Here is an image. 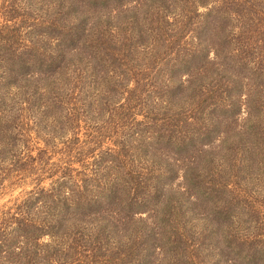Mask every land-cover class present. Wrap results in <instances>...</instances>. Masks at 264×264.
Here are the masks:
<instances>
[{"label": "trees", "instance_id": "16d2710c", "mask_svg": "<svg viewBox=\"0 0 264 264\" xmlns=\"http://www.w3.org/2000/svg\"><path fill=\"white\" fill-rule=\"evenodd\" d=\"M9 186L0 264H264V0H0Z\"/></svg>", "mask_w": 264, "mask_h": 264}, {"label": "rangeland", "instance_id": "374dc122", "mask_svg": "<svg viewBox=\"0 0 264 264\" xmlns=\"http://www.w3.org/2000/svg\"><path fill=\"white\" fill-rule=\"evenodd\" d=\"M62 120V119H60ZM55 121V117H44L40 112L35 111V109H33L32 111H30L28 113V115H26V117L24 118V120L22 121L24 124L26 123L25 127L28 130V134H30L31 140H32V145L34 146H38L40 145L47 137V135H45V133H47V131L52 130V129H57V125L56 123H54ZM59 131V130H56ZM65 136V134H64ZM36 142V143H35ZM54 142V141H53ZM60 142V140L56 139L54 142V145L58 144ZM55 156H53L54 158ZM29 187L28 186H24V187H20V186H9L7 188H5L4 190H2V193L0 194V206L4 203H7L8 200L20 195L23 192V189L27 190ZM142 216H144L145 219L146 216L145 214H143ZM149 226V221L146 220L145 222H143V226L142 229H145ZM137 227V226H136ZM139 231H141V229H137ZM209 239L211 240H215V236L210 237ZM157 242V241H155ZM147 245L150 244L149 242L146 243ZM109 246L110 247H117L120 246L117 237L114 235V238L109 240ZM140 252L135 253L132 256H129L126 259H135L132 262H130L129 260H126L128 262V264H137L138 262H143V264H155L158 263L160 264L161 262H167L169 257L166 254H162L160 251H156L159 252V254H157L156 252H152L150 251L153 255H142L143 254V249L140 248ZM101 254L100 255H95L94 256V261L96 260H102L105 262L104 258H110L111 260L106 262L107 264H118L119 260H116L114 256L109 255L107 253H105L104 251H100ZM92 263V262H90ZM164 264V263H163Z\"/></svg>", "mask_w": 264, "mask_h": 264}]
</instances>
